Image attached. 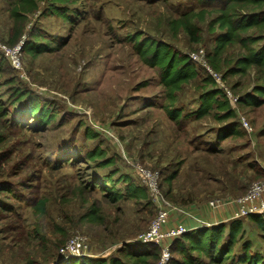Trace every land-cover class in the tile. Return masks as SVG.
<instances>
[{"label": "rangeland", "instance_id": "rangeland-1", "mask_svg": "<svg viewBox=\"0 0 264 264\" xmlns=\"http://www.w3.org/2000/svg\"><path fill=\"white\" fill-rule=\"evenodd\" d=\"M12 2L0 0V42L6 43L11 35ZM200 2L78 0L68 13L72 21L45 14L49 4L41 2L40 10L29 15L18 44L31 43V34L37 33L47 39L38 45L49 47L35 57L22 49L19 65L6 56L0 70V102L11 108L0 119L8 128L0 151L5 152L0 168V264H59L64 261L61 247L78 233L89 238L98 257L108 256L104 252L109 248L111 256H118L123 246L148 230L158 210L149 198L115 202L94 182L118 170L115 179L128 174L141 183L135 172L138 162L158 174L166 200L180 209V223L217 222L228 230L236 220L225 207L218 210H225L223 218L211 215L208 222L209 202L242 197L253 183L264 180V105L234 106L249 130L242 120L241 128L231 127V120L218 122L213 116L173 121L163 108L168 101L159 70L140 60L130 40L134 34L151 36L189 56L211 50L215 43L207 23L200 24L204 42L199 45L183 31L174 35L168 26L183 9L200 7ZM255 76V71L228 76L225 85L239 100L252 91ZM13 86L30 90L55 110L56 121L27 128L29 119L17 116L24 104L11 106ZM194 87L187 85L180 93L179 105L187 112L199 106ZM5 129L0 125V132ZM221 132L231 135L222 142ZM96 147L114 158V167L101 169L84 159ZM40 200H46L44 214L37 211ZM94 210H99L103 223L89 219ZM243 227L235 252L241 253L246 241L257 252L261 240L255 225L244 219ZM235 252L220 264H239L233 261ZM160 259L161 251L155 264ZM198 264L216 263L202 257Z\"/></svg>", "mask_w": 264, "mask_h": 264}, {"label": "trees", "instance_id": "trees-1", "mask_svg": "<svg viewBox=\"0 0 264 264\" xmlns=\"http://www.w3.org/2000/svg\"><path fill=\"white\" fill-rule=\"evenodd\" d=\"M77 1L13 0L10 16L14 25L9 40L6 43L0 42V70L7 59L3 46L14 47L22 40L26 34L28 17L40 10L41 2L49 4L45 14H54L64 20L72 21L68 13L71 11L70 7ZM200 1V7L188 6L182 10L180 16L169 20L168 26L174 35L183 31L192 44L199 45L204 42L203 29L200 24L207 23L208 33L213 36L215 45L211 50H206V58L213 70L222 73L225 84L228 76H246L251 71H255V86L251 92L240 96L237 103H233L224 88L219 86L206 68L194 62L189 55L151 36L134 34L130 36V40L134 43L140 60L149 67L159 70L161 84L166 91L164 100L168 101L163 105V108L173 121L180 123L192 117L204 119L213 116L218 122L224 123L231 120V127L241 128L242 122L241 119L239 120L240 115L235 107L237 105L248 107L264 105V0ZM31 35L32 42L26 43L22 49L28 54L32 55L33 53L32 56L35 57L38 52H43L49 46L37 43V41L45 39L44 34L34 33ZM52 42L59 43L56 40H52ZM232 50L235 52H231ZM191 84L195 85L194 88L199 95L195 101L199 103V106L193 111L187 112L184 105H179L180 93L183 92L185 86ZM9 96L12 99L11 106L24 104L17 116L19 120L24 116L29 119L26 124L29 126L27 128L36 130L39 126H48L56 121L58 113L49 108L46 103L40 102L31 94L30 90L13 86ZM3 103L6 104V102ZM3 103L0 102V119L11 113V108L6 109ZM237 115L239 123L236 121ZM0 125L6 127L5 132H0V151H2L4 143L7 142L8 128L3 122ZM233 134L239 133L234 131ZM230 135L231 132L227 134L221 132L218 134V140L223 142ZM4 153H0V168L4 161ZM83 157L101 169L115 166L114 158H109L106 151L100 147L88 151ZM75 162L74 158L73 164ZM117 173H119L118 170H112L111 173L98 177L94 183L98 187L105 188L106 195H109L115 202L123 199L149 198L148 189L138 183L136 178L126 174L115 179ZM174 177L175 174L171 175L167 181L171 182ZM119 183L124 186L118 187ZM36 207H38V213L44 214L46 200H40ZM98 211L94 210L89 217L97 224L104 222ZM244 219H250L260 235L261 247L257 252L253 251V243L247 241L243 242L241 253L235 252L237 245L243 239ZM233 221L228 230L226 226L218 224L197 228L183 235L171 247L172 255L174 253L178 257L172 256L169 264H198L202 257L220 264L233 256L234 252L236 254L233 257L235 263L264 264V212ZM131 247L133 248L130 249ZM118 253V256L109 254L105 258L73 257L59 264H155L157 256L160 255V248L155 245H139L132 242L123 246ZM28 264H35V262L30 261Z\"/></svg>", "mask_w": 264, "mask_h": 264}, {"label": "built area", "instance_id": "built-area-1", "mask_svg": "<svg viewBox=\"0 0 264 264\" xmlns=\"http://www.w3.org/2000/svg\"><path fill=\"white\" fill-rule=\"evenodd\" d=\"M23 42L18 44L15 48L3 46L7 56L14 59V64L19 65L20 60L18 53L22 50ZM206 50H200L190 54L191 59L204 66L211 74L214 80L224 88L227 96L233 103H237L238 98L227 88L223 82V75L211 68L206 58ZM244 126L249 130V123L245 118L240 117ZM136 175L141 184L148 189L149 200L157 208V215L147 231L138 235L135 239L137 244L155 245L160 248L161 259L158 264H169L172 260L171 247L175 241L179 240L183 235L196 228L211 227L220 223H204L200 225L188 226L187 224L174 222L180 209L176 205L168 202L164 196L162 186L159 183L158 174L150 171L140 162L135 165ZM209 207L212 210L222 209L227 207H234L232 209L233 219H241L249 215L259 214L264 212V180L253 183L247 193L234 199H219L209 202ZM63 260L66 261L73 257H98L93 249L92 243L86 236L76 234L69 238L60 249ZM111 250L107 249L104 254L109 255ZM104 256V255H103Z\"/></svg>", "mask_w": 264, "mask_h": 264}, {"label": "crops", "instance_id": "crops-1", "mask_svg": "<svg viewBox=\"0 0 264 264\" xmlns=\"http://www.w3.org/2000/svg\"><path fill=\"white\" fill-rule=\"evenodd\" d=\"M149 197V196H148ZM232 209H234V207H229L227 210L231 213L232 212ZM219 209H217V210H212V211H214V214H216V215H214L213 214V212L212 211H210V212H212V213H210L209 212V218L208 219H206L208 222H211V221H209V220H211L212 218H211V215L212 216H215V217H218V218H223L224 217V215H225V213H224V211L222 212V211H218ZM218 211V212H217ZM206 215V214H205ZM203 216V215H202ZM201 218V217H200ZM181 219V216H176L175 217V221L174 222H177V221H181L180 220ZM202 219V218H201ZM204 220V219H203ZM186 224H188V222H186ZM195 224H192V225H190V226H194ZM197 229V228H196Z\"/></svg>", "mask_w": 264, "mask_h": 264}]
</instances>
